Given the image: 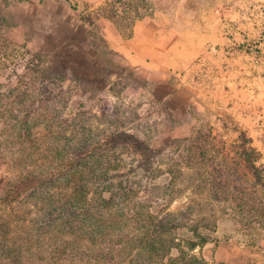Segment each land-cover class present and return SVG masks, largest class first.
Returning a JSON list of instances; mask_svg holds the SVG:
<instances>
[{"label": "rangeland", "instance_id": "374dc122", "mask_svg": "<svg viewBox=\"0 0 264 264\" xmlns=\"http://www.w3.org/2000/svg\"><path fill=\"white\" fill-rule=\"evenodd\" d=\"M152 2L0 0V85L12 81L10 75L24 57L37 56L55 77L51 88L69 92L66 118L85 112V118L93 117L98 135L107 119L99 125L95 117L117 105L115 119L146 142L153 155L147 170L146 159L134 154L139 168L132 199L181 213L186 228L175 234L180 240L200 226L212 242L192 254L207 264H264V175L249 165L248 160L259 167L244 135L234 143L207 111L187 113L181 99L172 102L145 71L132 72L113 46L131 38L135 20L149 14ZM100 36L109 44L103 54L92 42ZM18 71L22 74L23 68ZM1 158L0 197L8 181Z\"/></svg>", "mask_w": 264, "mask_h": 264}, {"label": "trees", "instance_id": "16d2710c", "mask_svg": "<svg viewBox=\"0 0 264 264\" xmlns=\"http://www.w3.org/2000/svg\"><path fill=\"white\" fill-rule=\"evenodd\" d=\"M92 38L99 54L109 49L105 38ZM27 58L15 65L23 73L17 69L0 85V156L8 170L0 197V264H207L192 254L212 242L200 226L180 240L181 213L132 199L134 154L146 159V168L153 155L115 119L117 105L95 117L99 125L107 119L97 135L85 112L65 117L69 92L56 93L43 60Z\"/></svg>", "mask_w": 264, "mask_h": 264}, {"label": "crops", "instance_id": "0c3cea01", "mask_svg": "<svg viewBox=\"0 0 264 264\" xmlns=\"http://www.w3.org/2000/svg\"><path fill=\"white\" fill-rule=\"evenodd\" d=\"M177 5L179 28L166 15ZM150 6L131 38L113 42L115 50L132 72L145 71L162 85L172 102L179 97L187 113L207 111L234 143L244 135L264 175V0H153Z\"/></svg>", "mask_w": 264, "mask_h": 264}, {"label": "clouds", "instance_id": "9594fccd", "mask_svg": "<svg viewBox=\"0 0 264 264\" xmlns=\"http://www.w3.org/2000/svg\"><path fill=\"white\" fill-rule=\"evenodd\" d=\"M180 6L177 5L175 8H173L170 12H168L166 15L170 18V21L176 22V27H182V25L179 24L178 17L181 15Z\"/></svg>", "mask_w": 264, "mask_h": 264}]
</instances>
